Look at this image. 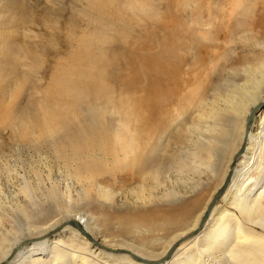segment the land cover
<instances>
[{"label":"rangeland","instance_id":"1","mask_svg":"<svg viewBox=\"0 0 264 264\" xmlns=\"http://www.w3.org/2000/svg\"><path fill=\"white\" fill-rule=\"evenodd\" d=\"M151 2L150 12L139 13L117 2L99 10L89 0H0V242L26 236L27 225L63 217L59 209L45 212L54 194L66 212L88 215L98 237L118 240L106 229L107 219L150 209L175 213L183 203L204 205L213 193L228 158L221 159V145L214 153L200 150L221 134L202 118L214 107L226 109L232 96L225 100L228 94L218 97L211 88L214 81L245 85L260 48L236 28L235 18L229 20L236 0ZM205 3L219 13L212 39L199 35V27L194 33L175 27L173 39L171 15L187 20L181 11ZM66 82L88 96L86 123L73 112L71 98L59 93ZM120 120L134 134L142 131L151 154L169 163L158 179L146 181L129 158L109 152L106 126ZM79 129L81 138L93 139L94 132L103 142L95 154L79 157L74 149L88 140L76 138L67 144V161L58 149Z\"/></svg>","mask_w":264,"mask_h":264},{"label":"bare ground","instance_id":"2","mask_svg":"<svg viewBox=\"0 0 264 264\" xmlns=\"http://www.w3.org/2000/svg\"><path fill=\"white\" fill-rule=\"evenodd\" d=\"M245 1L234 2L236 10L230 11L229 20L232 17L237 20L236 28L246 32L251 44L260 48V55L251 69H246L248 75L245 77V85L237 86L233 83L234 86L232 84L230 87L228 84V87L225 82L214 81V88H211L218 97L228 94L225 100L229 101L227 98L229 96H232V99L227 102L225 110L214 107L209 114L204 113L202 123L210 122L207 120L211 119L216 127L213 129H217L218 126L221 134L212 137L217 142L214 141L213 144L209 142V146L203 145L200 150L213 152L221 145L220 150L222 147L224 149L219 150V154L223 151L221 159L227 157L228 163L224 174L216 178L213 193L204 205L201 203L202 208L199 211L195 209L201 206L197 202L193 208L183 203L177 208L180 210L175 213L155 214L156 209H150L145 213H135L133 216L124 215L115 220L107 219L106 229L109 231L113 228L116 231L113 236L118 240H114L108 235L98 237L90 226L91 220L90 218L88 220V215L80 211L66 212V203L52 194L54 205L45 212L49 214L59 209L63 217L55 218L56 220L50 218V221L40 225H27L26 236L15 238L13 242L3 239L0 242V264H264V0ZM115 2L120 4L118 5L120 7H130L139 13H148L153 9L151 0H89V7L100 10ZM207 3L209 5L210 1ZM193 5L191 9L181 11L187 20H179L171 15L169 23L173 39L177 38L175 27L187 29L192 33L199 27L201 32L199 35H205L204 38L210 35L209 39H212L211 28L214 25L216 28L214 23L219 17L218 9L207 4V7ZM239 13L245 18H239L237 16ZM218 21L221 23L223 20ZM183 33L185 34L184 31ZM180 35H183L182 32ZM175 43L169 45L171 48L168 52L171 55L175 53ZM65 84L59 86V93L64 99L71 98L73 112L81 115L83 119L84 113L92 111V106L90 107L85 100L88 96L83 98L77 87H72L69 82ZM254 109L257 112L250 120ZM84 119L83 122L86 120ZM89 127L91 126L86 127L89 130L88 135ZM80 130L66 137L65 146L58 149L59 155L67 161V144L74 142L76 138V141H79L82 135ZM133 131L135 132L127 120H120L117 123L109 121L104 141L110 145L111 154L117 156L121 154L124 159L129 158L131 165L135 164V171H138L141 177L146 181H154L158 179L156 176L158 173L165 172L169 163L151 154L142 131L135 134ZM92 137L90 140L80 139L81 142L88 141L74 149L77 156L85 157L96 153L103 141L97 137V133L93 132ZM182 165L189 166L186 163ZM81 173L79 169L78 177H81ZM22 213L28 219L36 217L26 211ZM112 224H115L114 227ZM32 227L35 232L30 230ZM21 230L23 232L24 228ZM161 231L165 235H158Z\"/></svg>","mask_w":264,"mask_h":264},{"label":"water","instance_id":"3","mask_svg":"<svg viewBox=\"0 0 264 264\" xmlns=\"http://www.w3.org/2000/svg\"><path fill=\"white\" fill-rule=\"evenodd\" d=\"M256 112H257V110L254 109L253 113H252L251 116H250V120L253 118V116L256 114Z\"/></svg>","mask_w":264,"mask_h":264}]
</instances>
